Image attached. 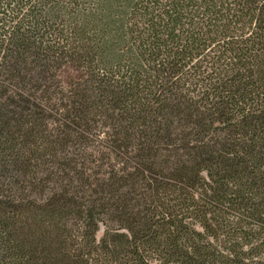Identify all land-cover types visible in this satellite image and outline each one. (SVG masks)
<instances>
[{"label":"trees","instance_id":"obj_1","mask_svg":"<svg viewBox=\"0 0 264 264\" xmlns=\"http://www.w3.org/2000/svg\"><path fill=\"white\" fill-rule=\"evenodd\" d=\"M152 262L264 264V0H0V264Z\"/></svg>","mask_w":264,"mask_h":264},{"label":"rangeland","instance_id":"obj_2","mask_svg":"<svg viewBox=\"0 0 264 264\" xmlns=\"http://www.w3.org/2000/svg\"><path fill=\"white\" fill-rule=\"evenodd\" d=\"M62 77L65 79V78H66V75L63 74ZM103 234H104V227L102 226V227H100V230H99V232L97 233V240H98V241L102 238ZM151 264H156V263H155V262H152Z\"/></svg>","mask_w":264,"mask_h":264}]
</instances>
